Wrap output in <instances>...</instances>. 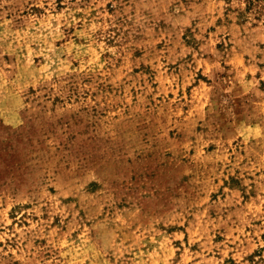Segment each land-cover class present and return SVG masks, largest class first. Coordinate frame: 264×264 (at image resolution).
I'll return each instance as SVG.
<instances>
[{
  "label": "rangeland",
  "instance_id": "rangeland-1",
  "mask_svg": "<svg viewBox=\"0 0 264 264\" xmlns=\"http://www.w3.org/2000/svg\"><path fill=\"white\" fill-rule=\"evenodd\" d=\"M0 264H264V0H0Z\"/></svg>",
  "mask_w": 264,
  "mask_h": 264
}]
</instances>
